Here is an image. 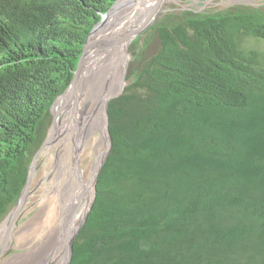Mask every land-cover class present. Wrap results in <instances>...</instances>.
Returning a JSON list of instances; mask_svg holds the SVG:
<instances>
[{
  "label": "trees",
  "instance_id": "1",
  "mask_svg": "<svg viewBox=\"0 0 264 264\" xmlns=\"http://www.w3.org/2000/svg\"><path fill=\"white\" fill-rule=\"evenodd\" d=\"M116 1L0 0V221ZM142 35L71 264H264V50L243 46L264 8L167 12Z\"/></svg>",
  "mask_w": 264,
  "mask_h": 264
},
{
  "label": "bare ground",
  "instance_id": "2",
  "mask_svg": "<svg viewBox=\"0 0 264 264\" xmlns=\"http://www.w3.org/2000/svg\"><path fill=\"white\" fill-rule=\"evenodd\" d=\"M157 1L158 0H135L132 4L127 3L116 10L118 14L117 18L111 14L109 18L113 19L125 16L120 19L121 21H124L127 17L126 23L123 27L118 26L114 29L116 34H112L111 32V35H106L103 38L104 42H102V45H105L106 41H108L105 48L98 50L94 47L93 51L90 52V50H92L91 46L89 53L87 51L86 60L79 70V77H77L73 86L69 88V91H66V93L60 96L53 104L52 109L58 114L54 134L56 128L62 127L64 129L56 145L60 146L61 144H67L65 150H60L55 156V167H59V184L56 186L55 190L61 197L60 200L63 205V213L61 228L57 236L51 239V245L58 244V246H53L54 251H52L51 247L48 251L41 253L38 262L32 264H63L64 262H59L57 258L58 250L65 245L66 241L68 246L73 228L82 217L92 197V179L89 178L87 181L82 179L83 171L79 166L78 156H80L81 149H83L86 140L93 132L99 131L101 139L104 141L106 127L104 104L108 97L116 92L118 89L117 86L122 84H118V80L123 79L122 76L124 75V66L127 58V55L125 56L126 48L124 42L125 40L127 41L133 31L141 26H145L152 19H149L144 24L141 23ZM121 4H123L122 1L118 3V6ZM114 6L112 8H114ZM118 6H115V9H117ZM105 19L106 18H104V21ZM102 21L103 19L101 22ZM140 23L142 25L139 26ZM100 29L101 25L98 24L91 34L89 41L90 45L93 44V34ZM99 45L100 43H97L95 46L98 47ZM98 105L99 110L94 114V110ZM54 139L55 138L52 136L48 143V147H53L52 143ZM105 149L106 147L104 146L102 151L96 150L98 162ZM59 154L61 155L59 156ZM97 161L95 166L98 164ZM66 163H69V165H65ZM13 215L14 212H11L9 216L0 223V244ZM10 228L9 234L13 226H10ZM6 244H8V240ZM66 256L65 251L64 260Z\"/></svg>",
  "mask_w": 264,
  "mask_h": 264
},
{
  "label": "rangeland",
  "instance_id": "3",
  "mask_svg": "<svg viewBox=\"0 0 264 264\" xmlns=\"http://www.w3.org/2000/svg\"><path fill=\"white\" fill-rule=\"evenodd\" d=\"M120 1H122L123 4L118 6V3ZM134 1L135 0H117L116 2H114L115 6H118V8L115 9L114 6V8H112L108 14H106V12L102 16L103 21L99 23V25H101V29L99 31L97 30L98 32L96 31L93 34V44H88L87 46L88 53L91 46L92 50H90V52L93 51L94 47L98 50H101L102 48L106 47L108 41H106L105 45H102V42H104L103 38L106 35H111V32L112 34H116L114 29L118 26L123 27L126 23L127 18H125L124 22L120 19L124 18L125 16H121L118 19H113L109 17L111 16V14H113L117 18L118 14L116 10L120 9L127 3L132 4ZM240 4L264 8V0H158L154 4L155 6H153V8L149 10L148 14L146 15V18L141 23L144 24L149 19H152L145 26H143L144 28H146H143V30H141L140 33H138L133 39L137 38L138 36H141L142 34H144V32H148V28L156 21L160 20L162 15L167 12H180L183 10H191L199 14H217L218 12H222L229 7ZM104 18H106L105 21ZM141 23L139 24V26L142 25ZM146 35H142V39L140 42L141 44ZM151 38H153V35ZM133 39L128 44L127 49L130 58L128 60V67L125 74V80H127L126 78L129 64L132 58V53L137 51V49L140 47L139 43H132ZM156 42L157 40L154 39L153 48ZM95 43H100V45L96 47ZM243 46L246 48L264 50V43L259 39L255 38L248 37L247 39H243ZM122 77H124V75ZM123 82V80H118V84H123ZM122 84H119L118 86ZM67 91H69V89H67ZM98 110L99 105L95 108L94 114H96ZM63 130L64 129L62 127L56 128V132L53 135V137L55 138L52 143L53 147H48V144L45 148H43L35 162L34 173L32 175L28 194L26 196V201L21 207L19 213L15 216L13 224H11V226H13V229L8 235V244L4 245V250L0 253V264H32L34 262H38L41 253L48 251L51 247L52 251H54L53 246H58V244L52 246L51 239L54 236H57L61 228V220L63 213V205L60 200L61 197L55 190L56 186H58L59 184V167H55V156L56 153L60 150H65V146L67 145H56L60 139ZM104 143L105 142L101 139V134L99 131L93 132L90 137H88V139L86 140L83 149H81L80 151V156H78L79 166L83 171V180L87 181L89 178H91L90 175L96 156V150L102 151L105 146ZM60 155L61 154H59V156ZM65 165H69V163H66ZM11 212H14V215L16 214V210L12 207L9 212L4 216V218L0 221V223L5 220ZM66 247L67 241L65 245L62 246L60 250H58L57 258L59 262L64 261Z\"/></svg>",
  "mask_w": 264,
  "mask_h": 264
},
{
  "label": "water",
  "instance_id": "4",
  "mask_svg": "<svg viewBox=\"0 0 264 264\" xmlns=\"http://www.w3.org/2000/svg\"><path fill=\"white\" fill-rule=\"evenodd\" d=\"M115 5V3L113 5H111V7L109 8V10L107 11L106 14H108L111 10V8ZM101 22V20L96 23L93 28L91 29V31L89 32V34L87 35L85 41H84V44H83V50H82V54L79 58V61H78V65H77V68L74 72V76L71 80V82L69 83V85L67 86V88L64 90L63 93H61L60 95H58L55 100L53 101L52 103V106L50 107V112L53 116V120H52V124H51V127L49 129V134L47 135V137L45 138V140L43 141L42 145L39 147V149L37 150V152L35 153L34 157H33V160H32V163H31V166H30V170H29V175H28V179H27V182L21 192V195L19 197V199L17 200L16 204L13 206V209L16 210V214L13 215L9 225L7 226V229L5 231V234H4V237L1 241V244H0V253L4 250V245L6 244L7 242V238H8V234H9V230H10V226L15 218V216L19 213L21 207L23 206L24 202L26 201V196L28 194V191H29V187H30V184H31V179H32V175L34 173V166H35V162L41 152V150L43 148H45L51 137L53 136L54 134V129H55V123H56V118H57V112H54L52 107H53V104L54 102H56V100L58 99V97L62 96L64 93H66L67 89L71 88L73 86V84L75 83L77 77H79V70L82 66V64L85 62L86 60V56H87V46L89 44V41H90V37H91V34L94 32V30L96 29L97 25ZM143 26L137 28V30L133 31L132 34L128 37L127 41L125 42V48L126 50L128 49V44L131 42V40L138 34L140 33L141 30H143ZM146 28V27H145ZM144 28V29H145ZM126 62H125V66H124V77H125V74H126V71H127V67H128V60L130 58V55L128 53V51H126ZM128 84V80L126 81V84ZM125 85H123L120 90L113 94L112 96H109L108 99L105 101V104H104V110H105V119H106V127H105V134H104V142H105V147L106 149L102 152L101 154V157H100V160L98 162V164L95 166L96 164V161H97V154L95 156V160H94V163H93V166H92V170H91V179H92V197H91V200L89 201L87 207L85 208L83 214H82V217L80 218V220L76 223V225L74 226L73 228V231H72V234H71V237H70V240L68 242V246L66 247V259L64 260L63 264H71L72 262V256H73V240L76 236V234L78 233L79 229L81 228V226L83 225V223L85 222L86 220V217H87V214L94 202V199H95V195H96V182H97V177H98V174L102 168V165L106 159V156L108 154V151L111 147V135H110V130H109V116H108V112H107V106H108V103L111 99L117 97L118 95H120L125 87Z\"/></svg>",
  "mask_w": 264,
  "mask_h": 264
}]
</instances>
